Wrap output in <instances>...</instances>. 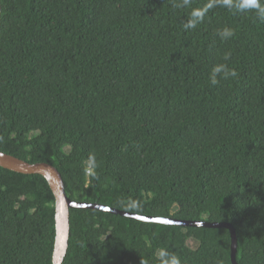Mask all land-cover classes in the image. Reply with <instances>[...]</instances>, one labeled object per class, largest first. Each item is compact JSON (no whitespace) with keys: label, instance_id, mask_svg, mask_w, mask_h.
Listing matches in <instances>:
<instances>
[{"label":"trees","instance_id":"trees-1","mask_svg":"<svg viewBox=\"0 0 264 264\" xmlns=\"http://www.w3.org/2000/svg\"><path fill=\"white\" fill-rule=\"evenodd\" d=\"M177 2L0 0V151L55 166L76 202L229 223L237 262L264 264V20L215 6L185 30L214 0ZM217 64L237 75L212 85ZM55 204L43 175L0 166V264H53ZM231 243L71 208L63 264H233Z\"/></svg>","mask_w":264,"mask_h":264},{"label":"water","instance_id":"water-1","mask_svg":"<svg viewBox=\"0 0 264 264\" xmlns=\"http://www.w3.org/2000/svg\"><path fill=\"white\" fill-rule=\"evenodd\" d=\"M1 14V5H0ZM0 166L18 173L23 174H40L43 175L56 198V241L53 256V264H63L64 258L66 256L69 236H70V209L71 208H93L99 209L105 212H110L114 214H119L124 217L133 218L137 220L156 222L162 224H173L181 226H198V227H210V228H227L231 233V260L233 264H239L237 262V233L233 225L225 222H206V221H186L173 218H162L155 216H147L134 214L130 212H125L110 208L105 205L97 203H84L76 202L71 200L65 190V184L63 177L59 170L45 162L29 163L27 161L21 160L15 156L4 153L0 151Z\"/></svg>","mask_w":264,"mask_h":264},{"label":"clouds","instance_id":"clouds-1","mask_svg":"<svg viewBox=\"0 0 264 264\" xmlns=\"http://www.w3.org/2000/svg\"><path fill=\"white\" fill-rule=\"evenodd\" d=\"M192 0H178L176 7L189 8ZM215 6H222L228 9H234L239 13L255 12L257 17L264 20V0H214V3L209 4L206 8L197 9L191 8L187 14L186 21L183 23L185 30L195 29L201 23L209 8ZM221 39H228L233 35L232 29L224 27L218 30L217 33ZM227 59V57H226ZM237 75L235 70L229 69L225 64H217L213 66L210 72V82L212 85L219 83L218 78L227 79L229 76L235 77ZM141 264H147L142 259ZM157 264H184L180 256L167 250H161L157 256Z\"/></svg>","mask_w":264,"mask_h":264},{"label":"rangeland","instance_id":"rangeland-1","mask_svg":"<svg viewBox=\"0 0 264 264\" xmlns=\"http://www.w3.org/2000/svg\"><path fill=\"white\" fill-rule=\"evenodd\" d=\"M188 244H189L191 247L195 248L196 245H197V242H196L195 240H193V239H190L189 242H188Z\"/></svg>","mask_w":264,"mask_h":264}]
</instances>
